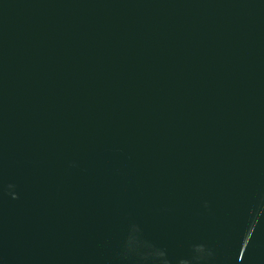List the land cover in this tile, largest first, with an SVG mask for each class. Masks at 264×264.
<instances>
[{
  "label": "water",
  "instance_id": "1",
  "mask_svg": "<svg viewBox=\"0 0 264 264\" xmlns=\"http://www.w3.org/2000/svg\"><path fill=\"white\" fill-rule=\"evenodd\" d=\"M0 264H264V0H0Z\"/></svg>",
  "mask_w": 264,
  "mask_h": 264
}]
</instances>
